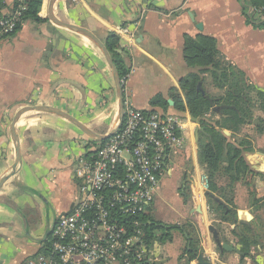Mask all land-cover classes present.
<instances>
[{
  "label": "crops",
  "instance_id": "0c3cea01",
  "mask_svg": "<svg viewBox=\"0 0 264 264\" xmlns=\"http://www.w3.org/2000/svg\"><path fill=\"white\" fill-rule=\"evenodd\" d=\"M2 1L0 18L11 15L17 3ZM51 1L43 0L39 13L43 22L26 20L0 43V180L16 160L11 126L20 109L55 108L100 135L107 134L118 117L115 83L104 55L87 38L49 20ZM253 7L261 6H253L249 0L54 3L56 19L86 29L103 42L109 33L118 35L120 28L133 31L135 41L125 54L131 75L124 98L140 111L178 116L186 123V143L169 153L168 172L151 208L156 223L184 231L174 229L172 240L151 244L155 264H198L200 254L211 264H264V178L257 175H264V130H258L264 112L257 108L256 94H250L252 124L224 132L229 133L228 138L235 135L237 144L249 143L243 154L256 173L253 184L260 202L253 203L249 187L241 184L217 197L225 204L231 201L237 209L239 229L248 225L257 237L258 244L244 256L233 234L235 228L213 223L201 182L205 169L198 161L196 133L201 127L191 119L183 88L185 81L197 76L198 91L206 98L225 96L228 87L220 88L213 76L218 74L222 83L224 70L190 56V47L196 50L194 47L204 44L203 38H210L220 55L243 72L254 89L264 92V20L255 18ZM216 107L212 111L218 112ZM207 118L213 117L208 114ZM16 129L21 163L0 188V264H27L46 253L58 217L70 213L78 200L77 161L96 147L78 128L53 114L26 113ZM217 183L225 188L228 180L220 178ZM210 226L222 243L242 254L220 250ZM191 245L198 251L195 260H189Z\"/></svg>",
  "mask_w": 264,
  "mask_h": 264
},
{
  "label": "built area",
  "instance_id": "2783aa9c",
  "mask_svg": "<svg viewBox=\"0 0 264 264\" xmlns=\"http://www.w3.org/2000/svg\"><path fill=\"white\" fill-rule=\"evenodd\" d=\"M26 1L17 0L13 13L0 18V43L17 32ZM252 13L264 20V6ZM118 35L128 51L133 31L123 27ZM130 75L121 80L123 89ZM186 133L180 117L140 111L124 98L118 131L77 161L74 176L83 197L58 217L46 253L27 264H155L142 219L167 175L169 153L184 147ZM201 182L207 191L204 172Z\"/></svg>",
  "mask_w": 264,
  "mask_h": 264
},
{
  "label": "trees",
  "instance_id": "16d2710c",
  "mask_svg": "<svg viewBox=\"0 0 264 264\" xmlns=\"http://www.w3.org/2000/svg\"><path fill=\"white\" fill-rule=\"evenodd\" d=\"M253 6H264V0H249ZM43 0H29L25 2L26 10L23 12L21 23L17 27V31L26 20L35 22H43L39 17L40 9ZM18 7L16 3L15 9ZM4 8L3 1L0 0V11ZM201 45L190 47V56L192 59L212 65L216 69H223V82L218 74H213L215 83L220 88L225 86L228 90L225 96L206 98L198 91L197 76H193L192 81H185L183 88L186 92V100L190 110L192 121L200 124L201 129L196 133L198 145V161L205 169L207 177L208 190L206 194L207 204L210 211L214 215V225L218 222V226L222 224L233 226V234L238 238V245L242 253L248 255L253 247L258 244V240L253 230L248 225H241L239 229L237 209L232 205L231 201L226 204L219 201L217 197L220 192H232L238 184L249 187V195L253 203L257 205L260 202L257 199L253 178L256 173L251 169L250 165L245 160L243 151L244 146L249 143L241 141L239 144L235 142V135L228 138L224 134V130L232 131L240 126L252 124L254 120L253 108L254 103L250 98L251 92L256 94L257 108L264 112V92L254 89L245 80L243 72L234 67L230 62H227L224 57L215 49L214 42L210 38H203ZM104 44L110 53L114 65L118 71L120 80H123L129 73V68L125 62L126 49L124 48L122 39L115 33H109ZM255 104V105H256ZM217 106L218 112L212 111V108ZM210 114L213 118L218 116V119H208ZM261 125L258 130H264V120H260ZM104 142L92 141V144L99 145ZM264 178L263 174H257ZM226 178L228 180L225 188L218 186V180ZM145 239L149 244L159 242L161 244L172 240L171 231L174 229L184 231L181 227L166 226L156 223L149 216L143 217ZM48 243L46 244L47 247ZM189 260L197 258V248L191 245Z\"/></svg>",
  "mask_w": 264,
  "mask_h": 264
},
{
  "label": "water",
  "instance_id": "95a60500",
  "mask_svg": "<svg viewBox=\"0 0 264 264\" xmlns=\"http://www.w3.org/2000/svg\"><path fill=\"white\" fill-rule=\"evenodd\" d=\"M56 2V0H52L51 1V8L50 9V14H49V20L56 26L67 29L69 31H73L77 34L82 35L83 37L87 38L88 40H90L104 55L108 66L111 70L113 79H114V83H115V89H116V94L118 97V102H119V111H118V117L117 120L115 122V125L113 126V128L105 135H100L96 132H94L93 130L89 129L87 126H85L84 124H82L80 121H78L77 119H75L74 117H72L71 115L64 113L58 109L55 108H51V107H43V106H32V107H24L22 109H20L11 126V136L14 142V147H15V152H16V160L15 163L10 171V173L8 175H6L5 177H3L0 180V188L3 186V184L8 181L15 173L16 168L18 167V165H20L21 163V149H20V143H19V138L17 135V123L19 121V119L26 113L29 112H36V113H48V114H53L56 116H59L65 120H67L68 122H70L73 126H75L76 128H78L83 134H85L89 139L96 141V142H104L107 141L114 133H116L118 131V129L120 128V125L123 122V118H124V89L123 86L121 84V80L118 74V71L114 65V62L112 60V57L110 55V53L108 52L104 42L102 40H100L96 35H94L93 33H91L90 31L74 26V25H70L67 24L65 22H62L58 19H56L53 15V6L54 3ZM199 28H201V26H199ZM225 135H229V133L227 131L224 132ZM209 232L212 233L214 240L218 246V248L222 251H226V252H235L239 255H241L242 253L237 250L234 249L232 246H230L227 243H222L221 239L219 237L218 232L216 231L215 228H213L212 226H210L208 228ZM198 264H211L208 261L204 260V257L202 254L199 255L198 257Z\"/></svg>",
  "mask_w": 264,
  "mask_h": 264
},
{
  "label": "rangeland",
  "instance_id": "374dc122",
  "mask_svg": "<svg viewBox=\"0 0 264 264\" xmlns=\"http://www.w3.org/2000/svg\"><path fill=\"white\" fill-rule=\"evenodd\" d=\"M209 90H210V89H209ZM74 179H75V181H78V180L75 178V176H74ZM78 182H79V181H78ZM82 197H83V195L80 194V195L78 196V200H81ZM146 215L149 216V217L152 219V213H151V210H149V211L146 213ZM151 247H152V245H151Z\"/></svg>",
  "mask_w": 264,
  "mask_h": 264
}]
</instances>
